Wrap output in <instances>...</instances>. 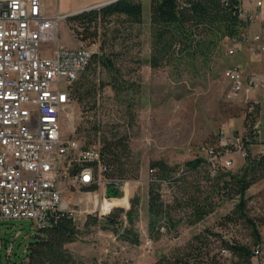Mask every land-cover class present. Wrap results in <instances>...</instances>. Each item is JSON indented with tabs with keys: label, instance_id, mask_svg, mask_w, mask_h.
<instances>
[{
	"label": "rangeland",
	"instance_id": "1",
	"mask_svg": "<svg viewBox=\"0 0 264 264\" xmlns=\"http://www.w3.org/2000/svg\"><path fill=\"white\" fill-rule=\"evenodd\" d=\"M44 1L49 15L57 12L66 15L103 0ZM142 16L141 25L121 29L119 34L113 33L112 29H100L96 38L85 40H81L71 29L66 17L59 23L58 41L44 46L52 50L59 43L66 48L89 47L93 53H117L116 64L122 68L124 78L139 88L135 93L134 90L122 93L133 94L129 99L132 104L129 109L127 103L115 99L110 86L99 87L107 80V73L98 69L95 76H92L98 87L94 108L84 109L74 101L73 117L63 118L61 133L63 136H74L83 147L87 139L86 131L93 136L95 126L99 128L94 135L96 147L104 138L114 141L125 139L128 156L124 155L122 161L126 162L128 171L138 168L139 176L136 179H125L115 190L117 194L120 193L119 196H109L112 186L104 181L99 182L97 189L90 193L82 189L66 188L62 196L74 210L75 218L82 223L87 214L102 215L101 210L104 212L107 204L128 209L129 200L138 195L140 203L135 228L140 242L133 244L111 231L93 227L77 241L67 244L66 248L72 253L75 264H155L163 256L169 258L178 248H184L194 235L202 234L209 239L210 256L215 254L214 260L209 259V262L243 264V260L232 251L226 255L220 252L222 241L251 250L256 237L244 219L231 221L237 216L235 204L238 198H230L228 189H220L223 179L218 176L227 171H238L244 165L245 158L233 154L232 167L220 169L214 175L207 167L185 171L184 163L206 156L203 147H220V137L223 135L245 136L249 117L247 102L243 96H229L230 83L224 71L238 59L245 64V70L264 71V52L254 55L252 60L247 59L246 55L250 51L246 48L242 54L234 57L224 53L205 79L192 80L187 77L176 80L167 68L152 69L147 64L149 0H142ZM250 98L259 101L255 121L264 119V99L261 93L254 92ZM81 129L83 131L79 132ZM259 142H264L262 128L256 143L248 147V154L253 156L260 152ZM157 160L178 166L176 177L183 175L185 183L182 184L186 192L179 184L162 186L163 200L170 206L171 220H161L157 228L150 231L148 179L150 163ZM224 180H228V177ZM190 197L201 205L207 199L212 207V211L196 223H191L195 217L189 206ZM245 211L253 219L260 241H263L264 177L246 191ZM36 234L35 225L30 219H0V264H25L27 247ZM10 245L12 249L8 252Z\"/></svg>",
	"mask_w": 264,
	"mask_h": 264
},
{
	"label": "built area",
	"instance_id": "2",
	"mask_svg": "<svg viewBox=\"0 0 264 264\" xmlns=\"http://www.w3.org/2000/svg\"><path fill=\"white\" fill-rule=\"evenodd\" d=\"M238 2V17L248 27L229 40L225 53L234 57L245 48L264 52V0H246L250 7L244 0ZM64 18L58 12L49 15L44 0H0V219H30L35 229L53 223L60 212L76 219L63 200L66 188L79 190L101 181L121 185L102 180L92 166H82L94 161L98 171L104 169L98 147L84 148L74 136L61 133L63 118L74 114L69 86L92 55L85 46L44 47L58 41ZM252 25L257 29L250 30ZM244 65L233 61L224 76L229 96H243L252 112L259 101L251 95L259 91L264 99V71L245 70ZM253 128L258 135L264 119L256 120ZM220 144L202 149L213 167L226 169L233 165V154L246 158L253 145L241 135H223ZM259 144V153H264V142ZM249 264H264V240L253 248Z\"/></svg>",
	"mask_w": 264,
	"mask_h": 264
},
{
	"label": "trees",
	"instance_id": "3",
	"mask_svg": "<svg viewBox=\"0 0 264 264\" xmlns=\"http://www.w3.org/2000/svg\"><path fill=\"white\" fill-rule=\"evenodd\" d=\"M238 0H149V54L147 64L152 69L167 68L171 76L176 80L191 78L192 80L205 79L217 60L225 53V47L233 37L240 36L248 27V23L238 17ZM71 29L81 39L96 38L98 30L112 29L119 34L121 29L132 28L141 25L142 0H115L101 7L83 11L67 17ZM111 26L113 28H111ZM122 26L124 28H122ZM117 53L107 54L96 52L76 80L70 86L72 99L82 107L93 109L97 95V84L93 81L98 69L107 73V80L99 87L110 86L115 99L127 103L131 108L133 94H122L123 91L139 89L129 79L124 78L122 68L116 64ZM139 63V60H136ZM99 85V84H98ZM91 103V106H89ZM259 105H255L252 112H248L247 132L245 137L252 144L256 143L257 134L253 128ZM98 127L93 128L95 135ZM83 131L82 129L79 130ZM84 148L94 146L95 136L88 131ZM213 147V146H212ZM100 163L104 169L98 171L96 162H85L82 166H92L95 175L110 183L116 181L122 183L125 179H136L139 169L128 171L123 156H128V147L125 139L101 141L98 146ZM77 166V170L82 168ZM149 169L148 201L149 228L153 231L163 219H170V206L163 200L162 186L165 184H179L186 192L182 183L184 177H176L178 166H171L162 160L152 161ZM185 171H195L200 167H207L213 175L220 169H226L220 164L214 167L208 161V157H198L184 163ZM213 168L215 171L213 172ZM223 186L220 189H228L230 198L237 197L235 204L236 219H244L253 229L256 243L250 250L248 247L238 244H230L222 241L223 247L237 254L243 260V264H249L252 250L260 243L253 219L246 214V191L264 177V153L256 155L248 154L244 165L236 172L227 171L222 174ZM228 177V180H224ZM109 196H113L116 188L111 185ZM84 191H95L97 184L82 188ZM194 212V220L191 223L201 221L212 211L207 199L203 205L195 198L190 197ZM128 209L111 207L107 204L104 213L99 215L87 214L84 222L74 219L68 213L60 212L55 221L44 228L36 229L35 239L27 247L25 264H75L72 253L66 248L67 244L77 241L88 233L91 228L99 227L105 231H111L121 239L133 244H139L140 237L135 228V220L138 217L140 199L134 195L129 200ZM236 212V210H235ZM196 243V246L193 244ZM209 239L202 234L193 236L192 241L184 248H178L169 258L163 256L155 264H213L215 254L210 256Z\"/></svg>",
	"mask_w": 264,
	"mask_h": 264
},
{
	"label": "crops",
	"instance_id": "4",
	"mask_svg": "<svg viewBox=\"0 0 264 264\" xmlns=\"http://www.w3.org/2000/svg\"><path fill=\"white\" fill-rule=\"evenodd\" d=\"M107 1H110V0H103V1H95V2H93L92 4H89V5H87V6H85V7H83V8H86V7H89V6H92V5H96V4H99V3H102V2H107ZM244 2H245V4L247 5V7H250V5H248V3L246 2V0H244ZM69 14V13H68ZM255 29H257V26L256 25H252L251 27H250V30H255ZM254 55H257V53H252V52H250L249 54H247L246 56H247V59H249V60H252V59H254ZM240 60V59H239ZM257 68L259 69L260 67L259 66H257ZM263 69V68H262ZM83 190V189H82ZM84 191V190H83ZM85 192H87V191H85Z\"/></svg>",
	"mask_w": 264,
	"mask_h": 264
},
{
	"label": "water",
	"instance_id": "5",
	"mask_svg": "<svg viewBox=\"0 0 264 264\" xmlns=\"http://www.w3.org/2000/svg\"><path fill=\"white\" fill-rule=\"evenodd\" d=\"M113 1H115V0H110V1H107V2H102V3L96 4V5H92V6H89V7L83 8V9H80V10H78L76 12L66 14L65 15V18L66 17H69V16H72V15H75V14H78V13H81L83 11H87V10H90V9H94V8L101 7V6L105 5V4L111 3ZM115 195H117V191L114 192V196Z\"/></svg>",
	"mask_w": 264,
	"mask_h": 264
},
{
	"label": "bare ground",
	"instance_id": "6",
	"mask_svg": "<svg viewBox=\"0 0 264 264\" xmlns=\"http://www.w3.org/2000/svg\"><path fill=\"white\" fill-rule=\"evenodd\" d=\"M260 66V65H259Z\"/></svg>",
	"mask_w": 264,
	"mask_h": 264
}]
</instances>
